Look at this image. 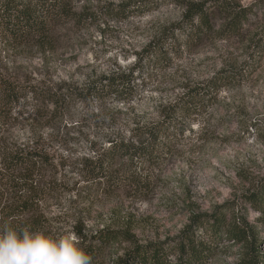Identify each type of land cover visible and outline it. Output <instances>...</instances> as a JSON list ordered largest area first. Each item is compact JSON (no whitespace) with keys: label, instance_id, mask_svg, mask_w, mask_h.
<instances>
[{"label":"rangeland","instance_id":"rangeland-1","mask_svg":"<svg viewBox=\"0 0 264 264\" xmlns=\"http://www.w3.org/2000/svg\"><path fill=\"white\" fill-rule=\"evenodd\" d=\"M126 1L134 0H71L77 12L85 10L90 17L80 25H57L55 42L43 50L0 36L1 77L72 94L56 111L46 99L21 97L0 121L4 146L34 142L52 163L39 178L45 232L74 231L83 247L103 230H120L139 244L162 241L176 237L193 214L225 203L256 225L259 213L243 203L242 195L264 180V53L246 80L223 88L205 113L185 123L163 155L131 167L143 182L136 188L82 179L81 158L108 146L109 139H128L135 123L155 122L164 106L219 69L240 67L248 58V38L264 30L262 12L242 38L206 43L169 65H147L138 61V52L179 20L183 9L176 0H143L147 5L124 19L100 13L105 5ZM127 71L135 77L129 99L89 94L91 82ZM257 233L264 256V231ZM222 245L209 264L237 261L238 247ZM130 247L125 237L105 245L96 264H120Z\"/></svg>","mask_w":264,"mask_h":264},{"label":"trees","instance_id":"trees-1","mask_svg":"<svg viewBox=\"0 0 264 264\" xmlns=\"http://www.w3.org/2000/svg\"><path fill=\"white\" fill-rule=\"evenodd\" d=\"M142 1L108 4L101 7L100 13L124 19L147 5ZM175 3L183 9L180 19L149 41L138 52V61L153 66L169 65L172 58L197 50L206 43L242 38L259 13H264V0L248 4L238 0H176ZM87 14L85 10L77 12L71 0H0V36L21 47L43 50L55 42L53 32L57 25L83 24L90 17ZM248 44V58L240 67L219 69L206 81L187 88L161 109L158 120L149 124L135 123L128 139L118 136L109 139L108 146L92 149L93 156H85L79 162L82 179L116 188H136L143 183L130 171L131 167L158 159L165 152L166 143L180 134L192 117L205 113L223 88L241 83L255 71L264 53V30L248 38ZM134 79L131 71L114 73L91 82L87 90L94 97L105 92L126 100L134 92ZM52 90L0 76V121L21 97L46 99L56 111L64 97L72 96ZM51 167L48 154L34 142L13 149L4 146L0 137V221L45 232L44 217L38 211L42 197L39 178ZM242 201L259 213L256 225L236 213L232 203H225L211 212L193 214L189 224L173 238L139 244L120 230H103L95 234L85 248L92 257V264H96L103 246L125 237L131 247L120 264H209L222 251V243L228 242L230 247H238L234 264H264L262 240L257 233L258 228L264 231V180L243 194Z\"/></svg>","mask_w":264,"mask_h":264},{"label":"clouds","instance_id":"clouds-1","mask_svg":"<svg viewBox=\"0 0 264 264\" xmlns=\"http://www.w3.org/2000/svg\"><path fill=\"white\" fill-rule=\"evenodd\" d=\"M0 264H92L74 231L51 235L0 221Z\"/></svg>","mask_w":264,"mask_h":264}]
</instances>
